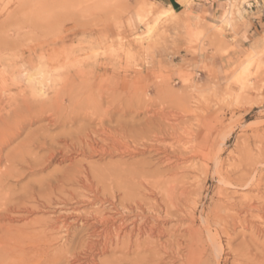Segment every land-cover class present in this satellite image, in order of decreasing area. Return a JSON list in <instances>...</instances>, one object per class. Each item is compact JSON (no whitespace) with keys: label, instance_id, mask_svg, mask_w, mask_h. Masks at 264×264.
<instances>
[{"label":"rangeland","instance_id":"374dc122","mask_svg":"<svg viewBox=\"0 0 264 264\" xmlns=\"http://www.w3.org/2000/svg\"><path fill=\"white\" fill-rule=\"evenodd\" d=\"M136 1L0 0V264H264V53L192 12L147 40Z\"/></svg>","mask_w":264,"mask_h":264},{"label":"bare ground","instance_id":"6f19581e","mask_svg":"<svg viewBox=\"0 0 264 264\" xmlns=\"http://www.w3.org/2000/svg\"><path fill=\"white\" fill-rule=\"evenodd\" d=\"M147 1H149V0H147ZM182 4H188V5H191L190 4V2L192 1V0H179ZM236 1V0H235ZM243 1V4L245 5V3H247V0H242ZM151 2V1H150ZM228 2V1H227ZM158 3V2H157ZM155 4V3H154ZM240 4V3H239ZM239 4H237V5H239ZM233 5V4H232ZM170 6V5H169ZM230 6V5H229ZM135 7H136V13H137V19H138V21L141 23V24H143L144 22H146V19L149 17V15H151V14H155L156 15V21H155V23L154 24H147L146 25V30H147V35H146V39L147 40H149V39H151V37H152V35L154 34V31H155V29H156V25H157V22L159 21V20H161V19H163V18H166V17H168L169 15H171L172 14V12H173V10L171 9V8H169V9H167L166 11H164V12H162V13H160L159 12V9H157L155 6H151V5H149V4H147V3H145V2H143V1H140V0H138V1H136V4H135ZM238 7V6H237ZM240 7V6H239ZM248 7H249V5H248ZM251 7V6H250ZM168 8V7H167ZM234 8V7H233ZM242 7H240V9H239V11H236L238 14H240V15H242L243 14V12H247L248 10L246 9V8H243V9H241ZM236 9H238V8H236ZM135 13V14H136ZM236 14V13H235ZM240 15H237V16H240ZM246 15V14H245ZM198 18V17H197ZM232 18H233V10H232V7H228V8H226L225 9V11H224V13L222 14V16H221V22H220V24H218V25H214V27L217 29V28H220L221 26H225V27H227V28H229V27H231L232 26ZM132 19V18H131ZM119 40V39H118ZM259 42H260V44H261V42H263L262 44H264V38L261 40V41H258L257 43H255V45H253V47L251 48V50H250V53L245 57V60H243V64H246V65H248V64H250L252 61H256L258 58H259V56H260V54H262V53H264V49H260V44H259ZM130 48V47H129ZM261 48H262V45H261ZM250 49V48H249ZM125 56V55H124ZM97 57V55L95 56V58ZM134 57V56H133ZM5 57H3V59H4ZM68 59V58H67ZM7 60H8V58H7ZM3 62H4V60H3ZM2 62V63H3ZM2 63L0 64V65H2ZM5 64H6V61L4 62ZM26 63V62H25ZM42 63V62H41ZM130 63V62H129ZM40 64V63H39ZM41 65V64H40ZM43 65H45L46 66V64H43ZM22 67H24V66H22ZM46 68V67H45ZM44 68V66H42V69L39 71V72H37V73H34L33 75H31V76H29L28 78H27V80L25 79V81L28 83V85H29V87L33 90V91H36V92H38L39 94H45V90H43V89H45L44 88V81H45V78H46V81L45 82H48V79L51 77V75L52 76H54L53 74H49V72H48V75H50V77L48 78V76H47V68L45 69ZM56 68V67H55ZM90 68V67H89ZM36 69V68H35ZM92 68H90V70H91ZM31 70V69H30ZM29 70V71H30ZM46 70V71H45ZM88 70V69H87ZM89 70V71H90ZM36 71V70H35ZM6 72V71H5ZM27 72V71H26ZM53 72V71H52ZM52 72H50V73H52ZM7 73V72H6ZM6 73H5V76H9V75H6ZM14 73V72H13ZM18 73V72H17ZM30 73H31V71H30ZM29 73V74H30ZM3 74V73H2ZM1 74V75H2ZM25 73H23V75H24ZM87 74V73H86ZM241 74V73H240ZM22 75V74H21ZM23 75H22V77H23ZM27 76V75H26ZM25 76V77H26ZM247 76L248 75H246V76H243L242 78H238V76H237V82L240 84V85H242V87H244V86H246L247 85ZM15 77V76H14ZM16 77H17V75H16ZM56 77V76H55ZM59 77V76H58ZM57 77V78H58ZM2 78V77H1ZM6 78V77H5ZM4 78V79H5ZM21 78V77H20ZM51 78H53V77H51ZM182 78V77H181ZM4 81H7V80H4ZM50 81V80H49ZM60 81V80H59ZM76 81V80H75ZM12 82H13V80H12ZM16 82V81H15ZM4 82L2 81V84H3ZM52 83H53V80H52ZM55 83H56V80H55ZM58 83V82H57ZM61 83V82H60ZM1 84V85H2ZM6 84H8V83H6ZM14 84V83H13ZM16 84V83H15ZM21 84V83H20ZM23 84V83H22ZM48 84H50V83H48ZM63 84H64V82H63ZM26 85V84H25ZM46 85H47V83H46ZM52 85V84H51ZM54 85V84H53ZM6 86H8V85H5L4 87H6ZM14 86H16V85H14ZM50 85H48L46 88H48ZM56 86V85H55ZM24 88V87H23ZM56 88H57V86H56ZM246 88V87H245ZM25 89L27 90V88L25 87ZM51 90V89H50ZM53 91H56V90H54V89H52ZM23 92H25L24 91V89L22 90ZM28 91V90H27ZM242 91V90H241ZM243 92V91H242ZM48 93V92H47ZM198 93V92H197ZM26 94H28V92H26ZM232 95V94H231ZM233 95H234V93H233ZM29 97H30V95H29ZM28 98V97H27ZM44 98V97H43ZM48 98H47V95H46V100H47ZM39 100H41V99H39ZM30 100H28V102H29ZM88 141V140H87ZM84 142V141H83ZM186 144H188V143H186ZM185 144V145H186ZM72 145V144H71ZM75 145H76V143H75ZM189 145V144H188ZM2 146V145H1ZM79 146V145H78ZM89 146V145H88ZM192 146V144L190 145V146H188V147H191ZM74 147V146H73ZM77 147V146H76ZM96 147V146H95ZM117 147V146H116ZM188 147H186V148H188ZM97 148V147H96ZM128 148V147H127ZM186 148H185V150H186ZM116 150H117V148H115ZM122 149V148H121ZM184 149V148H183ZM189 150V149H188ZM187 150V151H188ZM191 150V149H190ZM189 150V151H190ZM193 150V149H192ZM100 151H101V149H100ZM158 151V150H157ZM199 151V152H198ZM195 150V155L188 161L189 163H191V167H193V165H194V163H195V161L197 160V153H201L202 154V156L204 157V156H206L207 157V155L205 154V152H206V149L204 148V149H202V151L201 150ZM87 152V151H86ZM126 152V151H125ZM129 152V151H128ZM127 152V153H128ZM130 153V152H129ZM208 154V153H207ZM165 158V157H164ZM164 158H162V159H164ZM186 158V157H185ZM190 157H188V159H189ZM208 158V157H207ZM168 159V158H167ZM175 159V158H174ZM165 160V159H164ZM178 161V160H177ZM177 161H175V162H177ZM185 161V160H184ZM183 162V161H182ZM187 162V161H186ZM167 163H170V161L169 160H167ZM178 163H179V161H178ZM188 163V164H189ZM217 164L216 165H218V161L216 162ZM174 164V163H173ZM183 164V163H182ZM180 165H181V163H180ZM183 165H185V164H183ZM197 165V164H196ZM196 165H194V166H196ZM173 166V165H172ZM174 166H175V164H174ZM177 166V165H176ZM178 166H179V164H178ZM177 166V167H178ZM190 166V165H189ZM217 167V166H216ZM195 168H197V167H195ZM194 168V169H195ZM191 168H189L188 170H190ZM193 170V169H192ZM223 170V169H222ZM185 172V171H184ZM186 172H187V170H186ZM181 174V173H180ZM182 174H184V173H182ZM190 175V174H189ZM175 176V175H174ZM182 176V175H181ZM177 176H175V178H176ZM194 177H197V176H194ZM228 177V176H227ZM165 178V177H164ZM181 177L179 176V178H176V182L180 179ZM162 179V178H161ZM178 179V180H177ZM197 179H199V177H197ZM153 180H155V179H153ZM175 180V179H174ZM181 180V179H180ZM225 180V179H224ZM149 181V180H148ZM161 181V180H160ZM162 181H164V180H162ZM84 182V181H83ZM150 182V181H149ZM166 182V181H165ZM165 182H164V184H165ZM172 182V181H171ZM180 181H178L177 183H179ZM196 182V181H195ZM82 183V182H81ZM197 183V182H196ZM224 183H227V182H223V184ZM229 183H230V181H229ZM145 184V183H144ZM149 185H150V183H148ZM147 184V185H148ZM159 184V183H158ZM161 184V183H160ZM173 184V183H172ZM180 184V183H179ZM195 184V183H194ZM233 184H236V182L234 183L233 182ZM83 185H85V184H83ZM147 185L145 186V187H147ZM144 186V185H143ZM165 185H163V187H164ZM170 186H172V185H169V186H167V187H170ZM178 186V185H177ZM152 187V186H151ZM156 187H158L157 185H156ZM85 188H87V187H85ZM161 188V187H160ZM179 188H182V187H179ZM146 189V188H145ZM155 189H157V188H155ZM155 189H153V190H155ZM170 189V188H169ZM176 188H174V190H175ZM178 189V188H177ZM150 189H146V191H149ZM173 190V191H174ZM179 191L181 192V189H179ZM151 192H153V191H151ZM156 192V191H155ZM175 192V191H174ZM174 192H172L171 193V196L173 195V194H175ZM179 193V192H178ZM182 194H183V192H181ZM180 193V194H181ZM185 193V192H184ZM151 194V193H150ZM177 194V193H176ZM186 194V193H185ZM155 196H156V194H154ZM157 195H159L158 193H157ZM175 195H173V197H174ZM131 197H135V196H131ZM168 197V196H167ZM90 198V197H89ZM159 198V197H158ZM175 198V197H174ZM168 199H169V197H168ZM173 199V198H172ZM171 199V200H172ZM87 200H88V198H87ZM134 200V199H133ZM170 200V204H171V201ZM174 200V199H173ZM250 200V199H249ZM164 201V200H163ZM253 201V200H252ZM167 202V201H166ZM174 202H175V200H174ZM193 203H194V201H192ZM244 202V201H243ZM167 203H169V202H167ZM197 203H198V201H197ZM196 203V204H197ZM62 204V203H61ZM131 205H130V208H131V206H132V203H130ZM140 204V203H139ZM142 204V203H141ZM189 204H191V206H192V203H189ZM138 205V204H137ZM156 205V204H155ZM155 205H152V206H155ZM173 205V204H172ZM175 205V204H174ZM250 205V204H249ZM252 205V204H251ZM133 206H135V205H133ZM163 206H164V204H163ZM167 206V205H166ZM248 206V205H247ZM61 207V206H60ZM129 207V206H128ZM137 207H139V205L137 206ZM165 207V206H164ZM167 207H169V206H167ZM166 207V209H168ZM178 207V206H177ZM189 207V206H188ZM196 206H194L193 208H195ZM140 208V207H139ZM139 208L138 209H136V210H139ZM148 209H149V207H147ZM151 208V207H150ZM232 208V207H231ZM153 209V208H152ZM161 209H163V208H161ZM169 209H170V207H169ZM168 209V210H169ZM177 210H178V208H176ZM188 209V208H187ZM132 210V209H131ZM134 210H135V208H134ZM133 210V211H134ZM170 210H173V208L172 209H170ZM191 210H193V209H191ZM190 210V211H191ZM72 211V210H71ZM77 211V210H76ZM75 211V212H76ZM142 211V210H141ZM149 211H150V209H149ZM153 211V210H152ZM155 211H157V210H155ZM161 211V210H160ZM167 211V210H166ZM176 211V210H175ZM183 211V210H182ZM185 211H186V209H185ZM195 211V210H194ZM238 211V210H237ZM137 212V211H136ZM144 212V211H143ZM154 212V211H153ZM158 212V211H157ZM161 212H163V211H161ZM168 212V211H167ZM181 212V211H180ZM71 213V212H70ZM152 213V212H151ZM177 213V212H176ZM183 213V212H182ZM185 213V212H184ZM193 213V212H192ZM60 214V213H59ZM61 214H64V213H61ZM76 214V213H75ZM99 214V213H98ZM132 214H133V212H132ZM141 214V213H140ZM139 214V215H140ZM153 214V213H152ZM159 214H161L160 212H159ZM158 214V215H159ZM187 214V213H186ZM185 214V216H187ZM194 214V213H193ZM214 214V213H213ZM137 215V214H136ZM142 215H143V213H142ZM170 215V214H169ZM176 215V214H175ZM144 216V215H143ZM150 216H151V214H150ZM161 216V215H160ZM172 216V215H171ZM180 216V215H179ZM109 217V216H108ZM172 217H174V216H172ZM190 217H192L191 215H190ZM133 218V217H132ZM139 218V217H138ZM146 218V217H145ZM145 218H144V220H145ZM161 217H159V219H160ZM181 218V217H180ZM186 218V217H185ZM185 218L183 219V217H182V219H183V222L184 221H186L185 220ZM217 218V217H216ZM59 219H61V218H59ZM62 219H64V218H62ZM76 219H78L77 217H76ZM84 219V218H83ZM98 219V218H97ZM101 219V218H100ZM156 220H157V215H156V218H155ZM158 219V220H159ZM164 219H166L165 217H164ZM192 219V221H193V217L191 218ZM190 219V220H191ZM66 220H68V219H66ZM92 220H93V218H92ZM96 220V219H95ZM137 220V219H136ZM152 220V219H151ZM160 220H162V219H160ZM168 220V219H167ZM217 220V219H216ZM215 220V221H216ZM228 220H229V218H228ZM59 221V220H58ZM61 221V220H60ZM73 221V220H72ZM88 222H89V220H87ZM117 221H118V219H117ZM119 221H121V219L119 220ZM133 221V220H132ZM131 221V222H132ZM148 221V220H147ZM189 221V220H188ZM191 221V222H192ZM218 221V220H217ZM65 222V221H64ZM67 222V221H66ZM79 222V221H78ZM96 222V221H95ZM130 221H129V223H131ZM150 222H152V221H150ZM160 222V221H159ZM158 222V223H159ZM190 222V221H189ZM60 223V222H59ZM58 223V224H59ZM84 223H86V219H85V222ZM91 223V222H90ZM92 223H93V221H92ZM115 223V222H114ZM122 223V222H121ZM124 223H125V221H124ZM136 223V222H135ZM143 223V222H142ZM147 223V222H146ZM155 223V222H154ZM158 223H156V224H158ZM161 223V222H160ZM159 223V224H160ZM220 223V222H219ZM57 224V223H56ZM66 224V223H65ZM69 224V223H68ZM71 224V223H70ZM78 224V223H77ZM94 224H96V223H94ZM99 224V223H98ZM120 224V223H119ZM123 224V223H122ZM132 224V223H131ZM156 224H152V226L154 225H156ZM186 224V223H185ZM196 224V223H195ZM218 224V223H217ZM221 224H223V223H221ZM84 225V224H83ZM124 226H125V224H123ZM127 225V224H126ZM138 225V224H137ZM141 225V224H140ZM139 225V226H140ZM147 226L149 225V224H146ZM188 225H189V223H188ZM219 225V224H218ZM60 226V225H59ZM67 226V225H66ZM66 226H63V227H66ZM92 226V225H91ZM94 226V225H93ZM120 226V227H119ZM118 227H119V229H121L122 227H121V224L119 225ZM142 226H143V224H142ZM150 226H151V223H150ZM151 226V227H152ZM156 226H158V225H156ZM194 226V225H193ZM192 226V227H193ZM217 226V225H216ZM220 226V225H219ZM70 227V226H69ZM85 227V226H84ZM96 227V226H95ZM104 227V226H103ZM112 227V226H111ZM110 227V228H111ZM133 227H135L136 228V226H133ZM145 227V226H144ZM144 227L142 228V227H139V228H137L138 229V231L140 232V233H146V230H148V229H146V230H143L144 229ZM181 227V226H180ZM191 227V226H190ZM189 227V228H190ZM196 227V226H195ZM223 227V226H222ZM60 228V227H59ZM99 228V227H98ZM102 228V225H101V227H100V229ZM109 228V227H108ZM127 228V227H126ZM131 228V227H130ZM134 228V229H135ZM159 228V227H158ZM203 228V227H202ZM224 228V227H223ZM38 229V228H37ZM62 229V228H61ZM64 230H65V228H63ZM62 229V230H63ZM92 229H93V227H92ZM91 229V230H92ZM96 228H94L93 230H95ZM134 229H131L132 231H134ZM160 229V228H159ZM158 229V230H159ZM197 229H199V228H197ZM69 230H71V228L69 229ZM90 230V229H89ZM98 230V229H97ZM123 231H127V229H125L124 230V228L122 229ZM204 230V229H203ZM218 230V229H217ZM104 231V230H103ZM120 232H123V231H121V230H119ZM160 231V230H159ZM158 231V233H160ZM162 231V230H161ZM207 230H205V232H206ZM210 231V230H209ZM45 232H47V231H45ZM66 232H67V230H66ZM70 232V231H69ZM91 232H93V231H91ZM106 233H107V230L105 231ZM115 232V231H114ZM128 232H130V231H128ZM127 232V233H128ZM154 232H155V230L153 229V228H150V230H148V233H149V238L151 237L150 235H153L154 234ZM202 232H204V231H202ZM219 232V231H218ZM106 233H104V234H106ZM124 233V232H123ZM217 233V232H216ZM96 234V233H95ZM103 234V233H102ZM115 234H118V233H116L115 232ZM125 234V233H124ZM135 234H136V232H135ZM155 234H156V232H155ZM206 234H208V236L210 235L211 237H212V235L211 234H209V233H206ZM218 234V233H217ZM228 234V233H227ZM91 235V234H90ZM97 235H98V233H97ZM120 235H122L121 233H120ZM119 235V236H120ZM134 235V233L132 234V236ZM136 235H139V233H137ZM136 235H134V236H136ZM148 235V234H147ZM156 235H158V234H156ZM200 235V234H199ZM198 235V236H199ZM1 236V235H0ZM96 235H94L93 237H95ZM102 236V235H101ZM127 236V235H126ZM129 236H131V234L129 235ZM133 236V237H134ZM160 236V235H159ZM158 236V237H159ZM197 236V237H198ZM99 238H100V236H98ZM137 237V236H136ZM139 238H140V235L138 236ZM153 237H155V235L153 236ZM211 237L209 238V237H207V238H209V240L211 239ZM213 237H215V236H213ZM131 238V237H130ZM139 238H138V240H139ZM156 238V237H155ZM216 238V237H215ZM109 239V238H108ZM111 239V238H110ZM115 239V238H114ZM117 239V238H116ZM123 239H124V236H123ZM134 239V238H133ZM144 239V238H143ZM201 239V238H200ZM199 239V240H200ZM213 239V238H212ZM119 240H120V238H119ZM125 240H127V239H125ZM135 240H137V239H135ZM202 240V239H201ZM208 240V241H209ZM219 240V239H218ZM110 241V240H109ZM108 241V242H109ZM112 241H113V239H112ZM124 241V240H123ZM133 241V240H132ZM188 241V240H187ZM213 241V243L212 244H214L215 245V242L217 241L216 239L215 240H212ZM215 241V242H214ZM111 242V241H110ZM126 241H124V243H125ZM127 242H129V240L127 241ZM131 242V241H130ZM137 242V241H136ZM189 242V241H188ZM192 242H193V240H192ZM200 242V241H199ZM203 242V241H202ZM139 243V242H138ZM190 243V242H189ZM204 243V242H203ZM202 243V244H203ZM128 244H130V243H128ZM181 244V243H180ZM196 244V243H195ZM212 244H210V245H212ZM91 245V244H90ZM94 245V244H93ZM135 245L136 246H138V244H136L135 243ZM200 245V244H199ZM218 245V244H217ZM216 245V246H217ZM43 246H44V244H43ZM186 246V245H185ZM204 246V245H203ZM213 246V245H212ZM216 246H213V248H214V252H216V250H217V248H218V246L216 247ZM187 247V246H186ZM138 248H140V246H138ZM162 249H163V247H162ZM165 249H167V248H165ZM164 249V250H165ZM171 249V248H170ZM177 249V248H176ZM179 249V248H178ZM208 249V248H207ZM216 249V250H215ZM168 250V249H167ZM218 250H219V248H218ZM169 251V250H168ZM221 252H222V249L220 250ZM161 252H162V250H161ZM188 252V251H187ZM208 252V251H207ZM167 253V255H168V252H166ZM175 253V252H174ZM173 253V254H174ZM176 253H178V252H176ZM199 253V252H198ZM217 253H219V252H217ZM172 254V253H171ZM171 254H169V255H171ZM214 254V253H213ZM163 255V254H162ZM205 255H206V253H205ZM204 255V256H205ZM219 255H221V254H219ZM203 258V257H202ZM215 258H216V256H215ZM217 258H219V257H217ZM216 258V259H217ZM10 259V258H9ZM37 261V260H36ZM218 261V260H217ZM14 262V261H13ZM214 263H216V262H214ZM218 263V262H217ZM14 264H16V263H14ZM34 264V263H33ZM187 264H193V262L192 261H189V262H187Z\"/></svg>","mask_w":264,"mask_h":264},{"label":"crops","instance_id":"0c3cea01","mask_svg":"<svg viewBox=\"0 0 264 264\" xmlns=\"http://www.w3.org/2000/svg\"><path fill=\"white\" fill-rule=\"evenodd\" d=\"M227 1L231 0H192L191 5H183L179 0H149L148 2L155 3L154 5L159 10L164 9L166 11L171 8L179 14L192 12L205 24L218 25L221 22L222 14L227 8ZM259 1L255 0V3H258L257 5L251 4L253 8L250 9V16L247 17L244 23L237 22L235 30L232 28L227 29L226 35L229 36V40H234L237 51L249 52L255 43L264 38V2ZM262 43L259 42L260 49L261 45L263 46ZM247 53H244L245 56Z\"/></svg>","mask_w":264,"mask_h":264}]
</instances>
